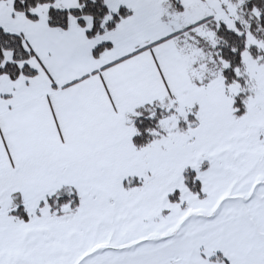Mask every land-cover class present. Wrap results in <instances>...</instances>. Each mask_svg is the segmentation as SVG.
Wrapping results in <instances>:
<instances>
[{
  "label": "snow or ice",
  "instance_id": "obj_1",
  "mask_svg": "<svg viewBox=\"0 0 264 264\" xmlns=\"http://www.w3.org/2000/svg\"><path fill=\"white\" fill-rule=\"evenodd\" d=\"M0 264H264V0H0Z\"/></svg>",
  "mask_w": 264,
  "mask_h": 264
}]
</instances>
